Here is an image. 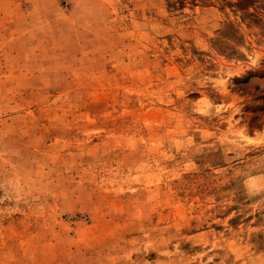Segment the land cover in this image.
<instances>
[{"label": "rangeland", "instance_id": "rangeland-1", "mask_svg": "<svg viewBox=\"0 0 264 264\" xmlns=\"http://www.w3.org/2000/svg\"><path fill=\"white\" fill-rule=\"evenodd\" d=\"M0 0V264H264V0Z\"/></svg>", "mask_w": 264, "mask_h": 264}, {"label": "trees", "instance_id": "trees-1", "mask_svg": "<svg viewBox=\"0 0 264 264\" xmlns=\"http://www.w3.org/2000/svg\"><path fill=\"white\" fill-rule=\"evenodd\" d=\"M243 3V0L242 1H239V4H242Z\"/></svg>", "mask_w": 264, "mask_h": 264}]
</instances>
